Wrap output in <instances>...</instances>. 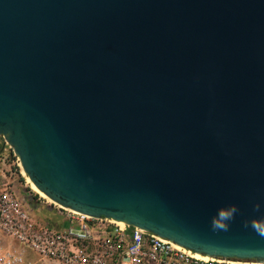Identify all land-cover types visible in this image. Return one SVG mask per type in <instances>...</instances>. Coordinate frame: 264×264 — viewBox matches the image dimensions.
I'll use <instances>...</instances> for the list:
<instances>
[{
  "label": "water",
  "instance_id": "water-1",
  "mask_svg": "<svg viewBox=\"0 0 264 264\" xmlns=\"http://www.w3.org/2000/svg\"><path fill=\"white\" fill-rule=\"evenodd\" d=\"M0 136L63 207L264 262V0H0Z\"/></svg>",
  "mask_w": 264,
  "mask_h": 264
},
{
  "label": "built area",
  "instance_id": "built-area-1",
  "mask_svg": "<svg viewBox=\"0 0 264 264\" xmlns=\"http://www.w3.org/2000/svg\"><path fill=\"white\" fill-rule=\"evenodd\" d=\"M19 164L10 145L0 144V264H25L27 250L42 264H264L210 256L203 259L166 238L63 207L36 192L21 197L7 180V171ZM30 204L37 211L52 209L61 226L35 220Z\"/></svg>",
  "mask_w": 264,
  "mask_h": 264
},
{
  "label": "rangeland",
  "instance_id": "rangeland-1",
  "mask_svg": "<svg viewBox=\"0 0 264 264\" xmlns=\"http://www.w3.org/2000/svg\"><path fill=\"white\" fill-rule=\"evenodd\" d=\"M0 144H8V143H4V139L2 136H0ZM7 180L10 181L11 184H13L15 189L18 191L19 196L21 197H25L35 192L34 190L31 189L30 183L28 182L26 175L22 171L20 164L19 166L15 165L12 170L7 171ZM29 209L31 212V216L39 221H44L45 219L44 216H49L50 217V218L48 217L49 219H56L53 216L54 211L50 208H43L42 211H37L35 210L33 205L30 204ZM46 211H48V213ZM26 257H28V255H26ZM32 257H33L32 260H28V262L25 261V264H42V262L38 259L37 256L33 255Z\"/></svg>",
  "mask_w": 264,
  "mask_h": 264
},
{
  "label": "clouds",
  "instance_id": "clouds-1",
  "mask_svg": "<svg viewBox=\"0 0 264 264\" xmlns=\"http://www.w3.org/2000/svg\"><path fill=\"white\" fill-rule=\"evenodd\" d=\"M260 205L257 203L255 211H259ZM237 206L235 204L220 206L211 218V226L214 231H227L230 222L235 218ZM250 223L252 228L261 236H264V217H253L251 221H245L246 226Z\"/></svg>",
  "mask_w": 264,
  "mask_h": 264
},
{
  "label": "crops",
  "instance_id": "crops-1",
  "mask_svg": "<svg viewBox=\"0 0 264 264\" xmlns=\"http://www.w3.org/2000/svg\"><path fill=\"white\" fill-rule=\"evenodd\" d=\"M47 213H48V211H46ZM53 216L56 218V219H49L50 217L49 216H44V221H39V222H48V223H52L53 225H55L56 227H60L61 226V222H59V218L57 217V215H55V214H53ZM49 217V218H48ZM35 220H37L36 218H34ZM24 254H25V261L26 262H28V260H32V256L34 255V256H37L34 252H32V251H29V250H27V251H25L24 252ZM26 255H28V257H26ZM38 257V256H37ZM26 258H28V259H26Z\"/></svg>",
  "mask_w": 264,
  "mask_h": 264
},
{
  "label": "bare ground",
  "instance_id": "bare-ground-1",
  "mask_svg": "<svg viewBox=\"0 0 264 264\" xmlns=\"http://www.w3.org/2000/svg\"><path fill=\"white\" fill-rule=\"evenodd\" d=\"M22 171H23V169H22ZM23 172H24V171H23ZM24 174H25V172H24ZM25 175H26V174H25ZM26 177H27L28 182L30 183V187H31L32 190H34L35 192H37V193L40 194L41 196L47 198L48 200L53 201V200H51L47 195H45L43 192H41V191L35 186V184H34V183L28 178L27 175H26ZM53 202H54V201H53ZM112 220H114V219H112ZM114 221H116V222H118V223H123L122 221H117V220H114ZM196 255H197L198 257H202L203 259L208 258L206 255H201V254H199V253H196Z\"/></svg>",
  "mask_w": 264,
  "mask_h": 264
}]
</instances>
